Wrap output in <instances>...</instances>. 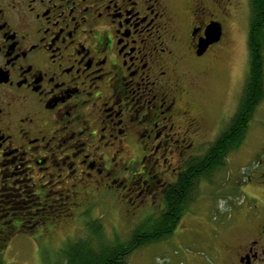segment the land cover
<instances>
[{"label":"flooded vegetation","instance_id":"af4514ba","mask_svg":"<svg viewBox=\"0 0 264 264\" xmlns=\"http://www.w3.org/2000/svg\"><path fill=\"white\" fill-rule=\"evenodd\" d=\"M240 13L247 45L251 0H0V239L45 237L99 201L125 239L157 240L139 249L176 245V259L192 242L209 262L180 264H264L263 223L231 208L225 218L242 216L245 231L211 245L196 202L221 170L204 175L222 150L211 147L225 130L244 144L256 99L240 110L245 80L234 130V116L218 130L221 113L205 108Z\"/></svg>","mask_w":264,"mask_h":264},{"label":"rangeland","instance_id":"374dc122","mask_svg":"<svg viewBox=\"0 0 264 264\" xmlns=\"http://www.w3.org/2000/svg\"><path fill=\"white\" fill-rule=\"evenodd\" d=\"M240 1L243 3V0ZM240 17L239 33H233L235 42L231 44L225 57L215 66L219 74L212 83L215 89H209L205 98L207 101L205 108L208 111L221 113L218 119V130L226 127L234 116L248 73V45H246L248 20L245 16L243 19L242 13ZM250 120L244 144L235 148L233 152H229L224 160L223 168L214 172L201 184L205 195L196 202H205L200 207L202 211H198L201 212L200 215H205L208 219L209 224L203 229L211 234L212 239L207 242L211 245H213L212 242L218 244L221 240L233 238L240 230L245 231L242 216H239L241 221L237 218L236 220L225 218L231 208L235 212L236 210H241L242 213L248 212L252 219L256 217L257 221L264 224V151L259 150L264 146V95ZM247 175L253 181V186L240 188L238 184L245 182ZM73 214L70 218L71 222L53 227V233L45 237L11 240L1 254L2 264H65L63 256L70 253L74 245L72 243L79 240L88 241L92 248L102 244H98L92 234L91 223L98 222L105 242L125 240L124 231L127 227L123 224L120 214L103 202L82 205ZM209 220L216 223L212 224ZM204 222L206 223V220ZM216 234L220 238H215ZM183 244V247L176 251V259L167 255L166 251L170 249L172 252L173 247L177 246L161 244V246H150L133 252L128 257L127 264H180L184 257H194L209 262V253L195 254V250L188 248L194 243L184 242ZM103 246L109 245L105 243Z\"/></svg>","mask_w":264,"mask_h":264},{"label":"trees","instance_id":"16d2710c","mask_svg":"<svg viewBox=\"0 0 264 264\" xmlns=\"http://www.w3.org/2000/svg\"><path fill=\"white\" fill-rule=\"evenodd\" d=\"M263 14V15H262ZM262 21V22H261ZM249 39H248V66L249 70L247 73V79L244 86V92L242 97V103L240 105V110L245 107L244 102L248 101V97L255 92L256 99L253 103V109L247 108V121H251V117L254 112V105H258L263 100L264 95V0H251V16L249 20ZM240 111L232 119V129L234 130L240 126ZM240 128V127H239ZM241 137H243L244 126L240 129ZM229 132L225 130L218 140L211 147L210 154L217 152L220 154L218 158H214L209 162L205 161V167L203 168L204 175L207 177L212 170L216 168H223L225 163V158L228 153L233 149L237 148L242 140L227 142L226 137ZM212 156V155H211ZM91 232L98 241L100 246L92 248L88 241L79 240V242L74 244L72 249L63 256L65 259V264H127L128 257L133 253V251L151 243L157 241L155 239L146 238H136L135 235L128 239L114 240L113 242H105L103 240V235L101 228L97 223H91ZM101 233V234H100ZM103 240V241H102ZM10 240L0 239V264L1 254L5 250L6 246L9 244ZM108 244L109 246H103Z\"/></svg>","mask_w":264,"mask_h":264},{"label":"water","instance_id":"95a60500","mask_svg":"<svg viewBox=\"0 0 264 264\" xmlns=\"http://www.w3.org/2000/svg\"><path fill=\"white\" fill-rule=\"evenodd\" d=\"M216 31H217V30L213 29L212 32H210V31L207 32V35H208V34H209V35H213V38H210V39H207V40H205V41L200 42V44H199V46H198V47H199V51H198L199 53H201L202 51L205 50V48L207 47V44H208V43L213 42V41L216 40V38H214L215 35H217Z\"/></svg>","mask_w":264,"mask_h":264}]
</instances>
